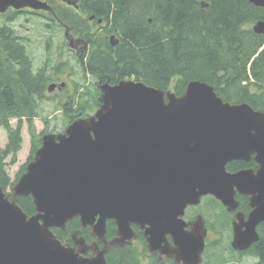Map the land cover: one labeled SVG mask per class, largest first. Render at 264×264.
Segmentation results:
<instances>
[{
	"label": "water",
	"instance_id": "95a60500",
	"mask_svg": "<svg viewBox=\"0 0 264 264\" xmlns=\"http://www.w3.org/2000/svg\"><path fill=\"white\" fill-rule=\"evenodd\" d=\"M64 1L78 7L76 0ZM246 1L264 8V0ZM26 9L49 12L51 6L41 0H0V14ZM253 30L264 35V21ZM66 38L75 48L69 31ZM65 86L53 84L48 90ZM100 91L101 106L94 117L74 122L64 135L43 137L14 187L13 200L0 186V264H108L107 251L98 246L107 241L108 221L116 223L119 244L134 238L136 225L144 230L150 253L178 264H201L205 223L201 218L188 223L185 215L207 196L230 213L239 208L238 195L249 197L253 210L247 219L236 214L231 246L247 252L260 240L263 112L249 104L227 103L213 86L200 81L191 82L182 96L136 80L105 83ZM253 159L257 170H227L230 163ZM29 196L34 216L16 201ZM77 218L97 239L92 258L65 245L53 231L65 230Z\"/></svg>",
	"mask_w": 264,
	"mask_h": 264
},
{
	"label": "trees",
	"instance_id": "16d2710c",
	"mask_svg": "<svg viewBox=\"0 0 264 264\" xmlns=\"http://www.w3.org/2000/svg\"><path fill=\"white\" fill-rule=\"evenodd\" d=\"M41 1L50 4L53 26L64 31L65 38L69 31L88 46L78 60L85 75L96 81L95 90L79 93L81 87L77 89L70 104L75 114L101 106V85L125 80L140 81L177 96H182L191 82H205L225 102L249 104L264 113V35L253 30L264 21V8L246 0H76L78 7L64 0ZM22 12L11 11L7 23L0 26V129L8 132V144L0 149V186L5 191L15 185L7 160L17 162L25 123L32 135L31 160L42 145L35 139L33 126L52 80L49 63L36 69L27 39L11 25ZM112 37L113 42L118 41L116 45ZM12 120H17L16 127ZM246 169L257 170L258 164L253 159L227 166L231 173ZM237 199L238 210L248 214V201L239 195ZM210 200L211 211L226 213L220 202L213 197ZM16 201L29 216L36 214L30 196L17 197ZM220 225L211 228L217 233L231 229L224 221ZM53 231L63 243L77 234L88 244L97 241L92 229L84 228L79 218L69 222L65 230ZM258 232L260 240L240 255L264 264V223ZM114 237V221H108L107 239ZM141 241L146 244L142 235ZM226 250L236 254L231 244ZM146 253V249L130 245L112 246L106 258L108 264H144ZM217 259L215 264L226 260L221 256ZM151 264L158 262L153 259Z\"/></svg>",
	"mask_w": 264,
	"mask_h": 264
},
{
	"label": "rangeland",
	"instance_id": "374dc122",
	"mask_svg": "<svg viewBox=\"0 0 264 264\" xmlns=\"http://www.w3.org/2000/svg\"><path fill=\"white\" fill-rule=\"evenodd\" d=\"M14 11V10H9ZM6 14H0V26L7 23V18L10 12ZM50 12L45 11H26L24 10L21 15H18L16 21L11 24L19 35L26 38L28 41V48L34 59L36 69L43 67L46 63L50 65L49 73L52 80L48 86L56 84L60 86L65 83L66 86L63 89L56 88L52 92L47 91V97L40 103L39 117L35 119L33 129L35 131V139L42 142V139L46 135L60 136L64 135L70 125L80 119H88L94 117L99 111V108H91L88 113L78 115L74 113V108H71V99L78 93L77 89L80 88L79 93L88 91L90 93L95 90L96 81L92 77L85 75L83 68L81 67L78 55L75 50L71 48L69 40L65 38L64 31H61L58 27H54ZM93 23V21L91 22ZM50 24V25H49ZM47 25H49L47 27ZM99 29V26L97 27ZM94 28L93 30H97ZM74 40L77 38L74 37ZM83 47V44H81ZM84 88V89H83ZM171 92V91H166ZM173 93V92H172ZM70 105V106H69ZM67 108V109H66ZM17 120H12V126H17ZM23 146L17 157L15 164L11 163V159L7 160L8 172L15 185L20 178L26 173L27 167L35 159V156L31 160L32 150V135L29 126L25 123L22 129ZM8 144V132L7 130L0 129V149H5ZM19 178V179H18ZM18 179V180H17ZM14 185V187H15ZM14 187L5 191L6 195L13 200L14 199ZM210 197H204L201 201V205L197 207L195 212L192 210L190 214L198 215L200 212L203 214V221L207 232L206 243L207 250H205L202 256L201 264H215L219 259L216 257L226 259L220 264H258L259 260L252 256H240L238 254H231L226 248L233 241V226L238 221L237 217L233 213L222 211L221 209L212 210ZM214 198V197H213ZM219 202V201H218ZM221 203V202H220ZM226 214V215H225ZM231 225V229L225 230L223 233L214 232L211 226L216 228L221 227L222 221ZM197 220H194L196 222ZM209 224V226H206ZM79 241L84 239L77 234L69 241H65L64 244L76 249L79 253L85 250L86 253H81L86 258H92L96 256L97 241L93 244H86L81 246ZM134 241V240H133ZM114 244V241H106L104 244L99 243L100 250H106L107 252ZM160 257L165 263L166 257L160 254ZM151 264V262H148ZM175 264H178L175 262ZM181 264V263H179Z\"/></svg>",
	"mask_w": 264,
	"mask_h": 264
},
{
	"label": "flooded vegetation",
	"instance_id": "af4514ba",
	"mask_svg": "<svg viewBox=\"0 0 264 264\" xmlns=\"http://www.w3.org/2000/svg\"><path fill=\"white\" fill-rule=\"evenodd\" d=\"M26 11H33V10L26 9ZM101 25L103 26V24H101ZM71 35H72L73 38L74 37L77 38L76 39L77 45L73 49L75 50V53L78 56L82 57V54L84 52L88 51V46H84V45H83V47L81 46V44H83V41H82V39H81V37L79 35H75L73 33ZM57 88L59 89V87H57ZM242 197H244L248 201L249 212H248V214H245L244 212H242L240 210H237L236 212L233 213V215L236 216L237 213L241 212V213L244 214L245 218L247 219L248 216H249V214L251 213V211L253 209L251 207V203H250L249 197H245V196H242ZM200 205H201V203H200ZM200 205H198V206H200ZM198 206H190L186 210L185 220L188 223H194V220H198L200 218H203V214H201V212L198 215H194V216L192 214H190V218H189V212L192 211V210L195 212V210L197 209ZM224 208L226 209V211H228L226 207H224ZM114 224H115V237L111 240V241H114V244H112V246H118V247H122L123 248V247H125L127 245H130V246L138 247L140 250L146 249L147 253H146L145 260H144V264H148V262H151L153 259H156L157 262H158V264H161L162 262H164V260H162L161 257H160V253H154V254L153 253H150V250L148 248V242H147V239H146L145 234H144V230H142L140 226H136V225H133L132 226L133 231L135 233V236H134V238L131 241L125 242L123 244H119L118 243L119 235H118V232H117V226H116V223L115 222H114ZM206 226H209V224H207V222H206ZM141 235L145 239V243L146 244L145 245L143 244L144 246L142 245ZM107 241H109V240L107 239ZM168 241L173 246V241H172V239L170 237H168ZM205 250H207V243H206V249ZM242 253H244V252H237L236 251V254H238V255H240ZM240 256H245V255H240ZM169 260H171L173 262V264H175V260L174 259H170V258H167L165 260V263L170 264L169 263ZM258 264H259V262H258Z\"/></svg>",
	"mask_w": 264,
	"mask_h": 264
}]
</instances>
